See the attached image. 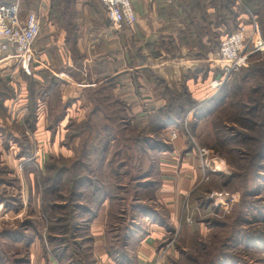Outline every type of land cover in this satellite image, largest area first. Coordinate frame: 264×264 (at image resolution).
Masks as SVG:
<instances>
[{
    "label": "rangeland",
    "instance_id": "rangeland-1",
    "mask_svg": "<svg viewBox=\"0 0 264 264\" xmlns=\"http://www.w3.org/2000/svg\"><path fill=\"white\" fill-rule=\"evenodd\" d=\"M62 3L67 4L68 0H56L51 5L52 16H61V22L63 14L69 15L67 9L61 10ZM37 6V0H23L20 8L23 16L37 13L42 28ZM199 6L204 13L205 5ZM229 6L235 13L244 11L252 16L257 11L262 13L258 23L264 36L263 3H246V9L241 4ZM199 14L198 17L202 15ZM196 22L201 25L202 21ZM243 22L236 20L237 25H245ZM247 22L250 24L251 20ZM121 26L124 27L121 33L124 30L131 34L127 29H134L136 24L131 28ZM191 31L194 36L193 27ZM224 37L223 34L215 46L218 52ZM251 51L249 46L244 54ZM222 65L217 57L216 67ZM226 82L229 92L235 95L211 112L205 104L195 107L194 112L200 116L196 117L192 130L183 125L176 129L175 137L172 127L159 131L154 117L141 116L143 107L138 99L130 102L134 116L130 117L128 106L111 99L110 90H97L93 95L95 115L82 125V136L87 137L85 153L83 149V155L72 160L62 155L51 158L36 180L39 196L33 199V204L30 197H20L15 191L0 192L1 205L6 201L17 207L12 218L15 223L0 229V264H36L42 258L46 260L47 255L60 256L66 248L79 256L81 251L76 245L84 243L87 220L104 196L111 203L108 216L111 238L123 236L125 227L143 217L154 215L163 219L165 212L154 196L159 186V154L176 151L179 145L180 152L198 159L202 178L183 201L180 228L168 238L176 240L175 245L181 250L174 263L264 264V52L250 54L246 67L233 73ZM122 84L125 90L121 93H127L126 80ZM223 90L217 92L218 97L224 94ZM240 100H244L245 106L241 115ZM248 111L255 116L246 114ZM186 117L185 114L180 119ZM239 117L241 120L237 122ZM77 136H81L79 127L71 126L65 143ZM106 137L109 143L102 152ZM29 202L31 207L22 209ZM33 240L39 244L32 247ZM30 252L39 260L36 257L30 260Z\"/></svg>",
    "mask_w": 264,
    "mask_h": 264
},
{
    "label": "crops",
    "instance_id": "crops-1",
    "mask_svg": "<svg viewBox=\"0 0 264 264\" xmlns=\"http://www.w3.org/2000/svg\"><path fill=\"white\" fill-rule=\"evenodd\" d=\"M55 1L37 0L42 28L33 45L30 75L14 59L0 55V192L15 191L20 197H30L31 203L39 196L36 180L51 158L81 157L87 140L86 135L82 136V125L95 115L93 95L97 90H110L111 99L128 106L130 117H134L130 102L138 99L143 107L141 116L146 118L167 105L155 81L174 94L186 87L197 102L217 94L209 83L218 75V49L212 47L208 55L198 56L194 48L177 46L178 38L185 33L183 20L191 0H133L136 27L126 28L131 34L124 30L121 33L124 27L112 24L97 0L62 3L61 10L69 12L63 14L62 22L61 16H52L51 5ZM18 2L22 7L23 0ZM174 4L177 8L172 11ZM214 11L211 8L206 13ZM253 17L258 22L257 16ZM241 19L250 33L249 15L244 13L238 17ZM168 39L174 42L175 57L165 48L157 58L149 54L148 48L158 51L157 43L165 45ZM202 44L209 46L206 37ZM124 80L127 93H121L125 90ZM16 100L18 103L14 104ZM25 107L23 122L9 121L12 111ZM74 125L79 127L81 136L65 143ZM178 149L180 145L176 151L159 154V186L154 196L165 212L163 219L143 217L129 225L133 231H128L126 237L111 238V203L105 200L88 221L84 243L76 245L81 251L79 256L66 248L60 257L53 253L46 260H39L30 252V260L36 257V264H174L181 250L175 245L176 240L168 238L180 228L183 201L202 178L198 159ZM30 202L28 206L21 205L22 209L30 208ZM13 211L17 209H7L0 203V229L15 223ZM38 242L33 240L30 245Z\"/></svg>",
    "mask_w": 264,
    "mask_h": 264
},
{
    "label": "built area",
    "instance_id": "built-area-1",
    "mask_svg": "<svg viewBox=\"0 0 264 264\" xmlns=\"http://www.w3.org/2000/svg\"><path fill=\"white\" fill-rule=\"evenodd\" d=\"M106 11L109 21L114 25L133 27L137 18L132 6V0H97ZM237 5L241 4L236 0ZM250 33L246 26L239 25L231 34L226 35L219 47L218 59L223 64L217 67L218 75L209 83V88L218 92L224 83L229 80L233 73L246 67L248 56L254 52H264V40L257 20L249 15ZM41 31L38 14L29 12L23 16L18 0L14 3H0V55L5 58L14 59L15 64L27 75H30L33 62V45L38 39ZM252 47L248 54L247 47ZM16 100L14 104H17ZM22 111L26 107L12 111L9 114V121L12 123L23 122ZM173 137L176 136V129L172 130ZM220 204H225L220 202Z\"/></svg>",
    "mask_w": 264,
    "mask_h": 264
},
{
    "label": "trees",
    "instance_id": "trees-1",
    "mask_svg": "<svg viewBox=\"0 0 264 264\" xmlns=\"http://www.w3.org/2000/svg\"><path fill=\"white\" fill-rule=\"evenodd\" d=\"M240 1H241V5H243L242 7L245 9H246V7L244 5L246 3L249 4V3H255L257 1H260V3H263V5H264V0H240ZM202 3L205 5V7H204L205 12L204 13L202 12V7L199 6ZM229 5H233V7L236 6L237 5L236 0H191V4H189V6L185 9V10H187V13H186L187 16H185L184 20H183V23L185 25V33H184V35H182L178 38L177 46L194 48L197 50L198 56L208 55L211 52V48L215 47L217 44H219V38L223 34H224V36L229 35L238 28L239 24L238 25L236 24V20L238 19V17L244 13L246 14V12H244V11H242L241 13H235V11H233L231 9L232 6H229ZM237 7H240V6H237ZM175 8H177V6L174 4L172 7V11H175L176 10ZM211 8H213L215 11H214V13L208 15L206 13V11H207V9H211ZM173 9H175V10H173ZM237 9H239V8H237ZM199 13H202V15L200 17L197 16V14L200 15ZM261 14L262 13L257 11L255 13V15L254 14L253 15L257 16V19L260 20ZM198 19H201V21H202L201 25H199L197 22L195 23V21ZM192 27L194 28V31H195L194 36H193L192 31H191ZM222 28H224L225 30L220 31V30H222ZM205 37L208 39V43H209L208 47H205L202 44V40ZM262 38L264 40L263 34H262ZM221 41H220V44H221ZM163 48L167 49L166 51H168L171 54V56H173V57L176 56V54H177L176 48H175L174 42L171 39H168L166 41L165 45L161 44V41H159L157 43L158 51H155L154 49L148 48V52L154 58H157L160 56V51H162ZM155 85L160 88V94H162V96L167 99L166 107L163 108L156 115L152 116V117H154L155 121L158 122L156 129H158L159 131L166 129V128H169V127L178 129V128L183 127V125L184 126L185 125L190 126V128L192 130V128L195 125V122L197 120L196 117L200 116V113L194 112L195 107H199V106L205 104L204 107H208L209 112H211V111L215 110L218 106L219 107L222 106L226 102V100H228L232 97V95H235L234 92H232V91H231V93L229 92L230 87L227 84V82L219 90V91H221L224 89L223 90L224 94H222L221 97H218V93H219L218 92L213 98H211L207 101H204V102H197L196 100H194L191 97V95L188 92L186 87H183L180 93L174 94L170 90L166 89L159 81H155ZM227 86H228V88H227ZM8 90L11 91L12 89L8 88ZM239 102H240V113L238 112V114L241 115V114L245 113L244 100H240ZM249 111L246 114L254 117L255 116L254 113L249 112ZM185 114L188 116V118L186 117L185 119H180V117L182 115H185ZM190 118L192 119V121ZM201 118H203V117H201ZM184 120H186V121L184 122ZM240 120H241V117H239L238 120H236V121L240 122ZM243 126H246V125H243ZM108 143H109V140L106 137V141H104V146L102 148V152L106 151L105 149H107L106 147L108 146ZM166 148H168V147H165V149ZM85 150H86V145L84 148V153H85ZM26 155H28V154H26ZM1 171L2 170L0 169V172ZM47 173H50V166L47 167ZM52 175H55L56 179L57 178L59 180L62 179V177H58L56 174H52ZM44 178L46 179L48 177L46 176ZM49 179L51 181H53L52 177H50ZM78 181L80 182V180H78ZM105 200H107V196H104L101 204ZM3 204L5 205V207L7 209H17V207H14L12 204L9 205V203H6V201H4ZM83 210L86 213H89V211L87 209L83 208ZM96 210L97 209H95L92 212L91 217L94 215V212ZM90 212H91V210H90ZM149 217L154 219V220L156 218V216H154V215L149 216ZM262 219H264V217H262ZM88 221L89 220H87V222ZM124 230L126 231V234H123V237H126L127 235H129L128 231H133L129 226L125 227ZM5 232L7 235L11 234L10 233L11 231H8V233H7V231H5ZM130 235H131V233H130ZM62 253H64V251H62ZM57 257H60V256H57ZM174 264H178V263L175 262ZM222 264H228V262L224 261Z\"/></svg>",
    "mask_w": 264,
    "mask_h": 264
}]
</instances>
